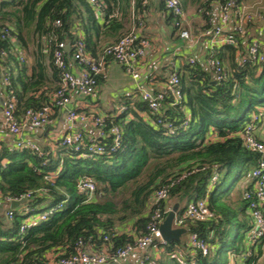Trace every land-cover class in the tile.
<instances>
[{"label":"trees","instance_id":"16d2710c","mask_svg":"<svg viewBox=\"0 0 264 264\" xmlns=\"http://www.w3.org/2000/svg\"><path fill=\"white\" fill-rule=\"evenodd\" d=\"M129 1L99 0L98 13L103 14L104 20L101 27L87 0H0V26L8 25L13 35V41L0 40V52L4 54H0V81L2 68L6 67L9 89L16 99V117L21 118L27 110L46 107H50L52 115L58 111L52 106L51 95L59 88L60 74L52 65V46L46 45L45 38L51 36L56 42L69 44L64 57L70 61L76 41H81L85 53L97 60L105 47L133 29L143 37L145 3L149 0H133V14L127 15L132 26L120 32L122 23L117 15L126 13L120 4ZM165 1L162 0L163 10L172 18L178 38L181 30L189 32L188 5L194 6L206 22L202 32L214 26V4L219 12L232 1L252 17L243 25L241 34L230 28L225 31V36L237 41L236 47L221 44L208 57L219 61L224 78L214 82L210 70L188 62L176 74L180 103L173 104L172 96L161 93L163 99L155 114L148 112L138 94L137 103L122 107L119 115L104 117L102 128L107 134L113 126L121 131L119 146L113 152L108 151L112 144L109 135L98 142L106 152L91 158H83L58 142L53 143L52 151L47 145L41 147L40 154L2 147L0 201L22 199L20 203L27 214L14 209L12 219L3 222L0 218V264H47L51 259L74 255L79 247L91 251L107 249L112 256L117 249L132 245L135 237L148 234L146 228L156 209L150 201L157 190L167 185H171L167 198L156 209L163 217L174 204L178 205L176 217L180 218L188 203L206 202L212 217L200 223L185 220L182 227L186 234L196 233L206 241L209 252L206 256L195 252L192 259L170 258L179 247L184 249L185 243L158 245L164 255L153 264H222L224 254L227 259L229 252H245L252 224L242 194L244 188L251 187L249 173L260 155L244 147L241 135L252 113L264 117V62L238 65V57L254 38L264 48V33L258 38L247 32L258 18L255 12L263 14L264 0H179L185 14L184 25L165 7ZM56 21L59 26H55ZM260 22L264 24V18ZM112 33L118 36L114 42L97 46L95 39L100 34L107 38ZM23 34L30 39L26 40ZM29 42L33 47L30 53ZM15 45L33 57L30 66L19 62L12 51ZM224 52L232 60L227 68L222 58ZM110 62L108 58L103 71ZM48 69L50 79L46 76ZM96 80L98 92L103 73ZM0 93L5 94L1 82ZM141 112L148 120L140 116ZM156 120L161 123L156 124ZM48 151L51 153L45 156ZM215 173L217 181L211 182ZM236 173L241 186L231 192ZM47 175L52 177L46 179ZM81 177L94 182L95 198L91 202L84 203V195L78 192ZM53 207L56 211L45 221L27 229L24 235L19 234L28 215ZM154 247L153 244L150 248Z\"/></svg>","mask_w":264,"mask_h":264},{"label":"built area","instance_id":"2783aa9c","mask_svg":"<svg viewBox=\"0 0 264 264\" xmlns=\"http://www.w3.org/2000/svg\"><path fill=\"white\" fill-rule=\"evenodd\" d=\"M87 1L89 5L93 6V12L97 13L101 10L99 0ZM165 7L182 24L186 21L179 0H166ZM232 9L235 11L232 12ZM251 19L252 17L244 11V8H236L234 3L229 1L224 7L219 9L214 26L203 31L201 36L208 38L214 48L217 44L236 47L237 41L232 37L225 36V31L230 28L232 31L236 30L241 34L243 25ZM55 26H59L58 21L55 22ZM12 36V29L8 25L4 24L0 26L1 41H13ZM179 38L187 41L188 44L192 42L190 33L186 30L180 31ZM44 40L47 46H52V65L59 70L60 74L59 88L51 95L52 106L66 113V127L62 133H56L52 142L60 143L62 147L69 148L73 152L81 154L83 158H91L106 152L105 146L98 142L109 135L112 137V144L109 146L108 151L113 152L119 146L121 138L120 129L113 126L107 134L102 128L104 117L96 113L94 104H92V109L87 113L77 110L75 107H72V104L78 100H93L95 98L96 76L103 73L108 58L122 67L124 73L134 82H137L140 77L137 68L138 61L144 57L146 51L149 49V41L141 37L138 31L133 29L116 43L105 47L97 60L85 53L81 41H76L73 46V57L68 61L64 57L67 43L56 42L51 36ZM12 51L18 57L20 63H26L25 53L20 46L15 45ZM0 54L4 55L3 52H0ZM262 62H264V48L254 38L247 46L245 53L238 57V65L245 63L260 64ZM189 63H193V60L190 59ZM206 66L212 72L215 82L221 81L224 78V70L220 66L219 61L208 58L206 60ZM2 70L0 82L5 94L4 98L0 96L3 101L2 111L0 112V128L11 138L14 149H27L33 153L40 154L41 146L35 142L25 141L23 135L25 132H33L38 128L51 126L54 121L52 110L50 107L43 108L40 111L27 110L21 118L16 117L14 115L16 107L15 95L13 90L9 89V78L6 67H3ZM138 90L140 89L137 87V92ZM165 92L172 96L173 104L180 103V81L175 73L170 74ZM138 94L149 113H158L160 102L163 99L161 93L140 90ZM122 110L124 109L122 108ZM145 118H148V116L144 115ZM160 123L161 121L156 120V124ZM76 125L91 126L97 131V136L86 135L84 129H78ZM241 138L244 147L251 152L259 154L260 157L257 165L249 173L251 187L249 189L244 188L242 194L252 224V230L247 237V248L245 252L240 254L229 252L228 258L231 259L232 263L235 260L241 259L248 260V264H259L260 257L264 255V117L261 113L258 115L251 114L250 123L245 126ZM47 153L49 154L51 151L46 152L45 156ZM49 175L46 176V179L52 177ZM217 178L218 174H213L211 182L217 181ZM170 187L171 185H167L153 194L150 201L152 207H156L157 209L159 204L166 200ZM77 189L80 194L84 195V203L91 202L95 198V185L90 178L81 177L77 182ZM21 200L5 198L4 202L10 205L11 202L19 203ZM156 209L152 212L150 222L146 228L148 234L144 237H135L132 245L117 249L112 256L108 253L107 249L91 251L90 249L84 250L79 247L74 255L55 258L54 260L51 259L47 264H106L108 262L110 264H123L128 257L136 252L141 253L138 264H153L156 260L151 257L148 249L153 244L156 245L155 248H160L158 245L162 246L166 244L161 239L159 233V226L164 217ZM13 210L9 207L6 211L5 216L7 220L13 218ZM55 211L56 207H53L36 215H28L22 222L19 234L24 235L27 229L33 228L40 222L45 221ZM25 214H27V210H23V215ZM211 217L212 214L209 212L204 200L193 201L187 204L180 218L175 216L173 227L183 228L182 224L185 220L192 223H200ZM208 247L206 241L199 239L196 233H191L187 236L184 249L179 247L172 252L170 257L180 258L186 256L192 259L195 252H199L201 256H206L209 252ZM256 247H259V252L257 253L255 252Z\"/></svg>","mask_w":264,"mask_h":264},{"label":"crops","instance_id":"0c3cea01","mask_svg":"<svg viewBox=\"0 0 264 264\" xmlns=\"http://www.w3.org/2000/svg\"><path fill=\"white\" fill-rule=\"evenodd\" d=\"M125 4L126 3L120 4V7H125L126 13L124 16L120 14L121 12L117 15L118 21H121L122 23V30H120V32L128 31L132 26L128 21L127 15L128 12H130L131 15L133 14L134 2L133 0H130L128 4H126L128 6ZM145 5H147V12L144 16L145 27L142 30L141 35L149 41V49L146 51L144 57L138 61L137 68L140 75L139 80L134 82L124 73L118 64L110 62L103 71V80L99 85V90L96 92L95 98L93 100H78L72 104V107H75L79 111L88 112L92 109V104H94L96 113L102 117L119 115L122 111V107L134 105L138 102V92L140 90H148L153 93H164L168 86L170 74L181 73L182 67L187 65L190 59L202 68L206 70L208 69L206 66V60L214 47H212L213 45L208 38L201 36V29L205 26L206 22L203 17L197 13L195 7L189 5L186 7V27L192 38V42H189L188 44L187 41L178 38L173 27L172 18L167 11L163 10L162 0H149ZM211 11L214 16L213 18L216 21L218 7L215 4L212 5ZM255 13H257L256 17L258 18L254 19L255 24H253V22L248 26L247 32L250 35L262 38L264 24L260 21L264 18V13ZM93 15L97 17V21L102 27L104 24L102 18L103 14L99 15L98 12H93ZM117 37L118 36L114 33L110 34L107 38L103 37V34H100V37H97L95 41L97 42V46L101 48L103 45L114 42ZM241 43L242 49L244 50L245 41L243 40ZM221 46V44H217L214 49L216 50ZM23 51L28 54L30 62L28 65L30 66L31 62H33V57L24 49ZM237 55L238 53H236L234 57L236 58ZM222 58L224 67H229L232 60L229 59L226 52L223 53ZM50 74L51 73L48 69L46 71L48 79H50ZM137 87L140 89L138 92ZM0 96L4 98L3 93H0ZM143 115L144 113L141 112L140 116L143 117ZM53 117L54 121L51 126L38 128L33 132H25L23 135L24 140L35 142L41 147L47 145L52 151L54 149L52 142L53 138L56 133H62L66 127V113L65 111L58 110L54 113ZM76 128L84 129L88 135L97 136V131L91 126L76 125ZM4 146L13 147L12 140L5 131L0 128V150ZM23 206L24 205L22 204L19 205L16 210L23 211ZM45 207H47V204ZM8 209L9 205L4 201H0V218L3 222L8 221L5 216ZM124 231L128 232L127 229ZM187 236L188 234L186 233L182 235L180 243H186ZM148 252L155 260L164 255L162 248H149ZM255 252H259V247H256ZM140 256L141 253L136 252L128 257L123 264H138ZM48 258L50 259L51 256ZM248 262V260L238 259L232 263L227 255V264H248ZM263 262L264 255L260 257L259 264H262ZM106 264H110V262Z\"/></svg>","mask_w":264,"mask_h":264},{"label":"water","instance_id":"95a60500","mask_svg":"<svg viewBox=\"0 0 264 264\" xmlns=\"http://www.w3.org/2000/svg\"><path fill=\"white\" fill-rule=\"evenodd\" d=\"M69 49V44L66 45V51ZM215 82V81H214ZM3 101L0 99V112L2 111ZM22 203V202H21ZM20 202H11L9 207L11 209H16ZM178 210V205H174L172 209L166 214L162 223L159 226V233L161 239L166 243H179L182 235L186 233L184 228H174L173 221Z\"/></svg>","mask_w":264,"mask_h":264},{"label":"rangeland","instance_id":"374dc122","mask_svg":"<svg viewBox=\"0 0 264 264\" xmlns=\"http://www.w3.org/2000/svg\"><path fill=\"white\" fill-rule=\"evenodd\" d=\"M264 13V12H263ZM24 35V34H23ZM24 37H25V39L26 40H28V37H29V39H30V36L28 35V37L27 36H25L24 35ZM28 51H29V53L31 52V51H33V47H32V44L29 42V45H28ZM27 52V51H26ZM25 53V52H24ZM28 53V52H27ZM25 57H26V63L27 64H29L30 62H29V58H28V54L26 55L25 54ZM239 171H237V173H238ZM237 173L235 174V179H234V181H233V183H232V187H231V192L232 191H235L236 189H238V188H240V183H239V180H238V177H237ZM234 195L236 194V193H233ZM160 256V255H159ZM160 259H162V256H160V258H157V260L156 261H158V260H160ZM227 263V259H226V254H224V256H223V261H222V264H226Z\"/></svg>","mask_w":264,"mask_h":264}]
</instances>
